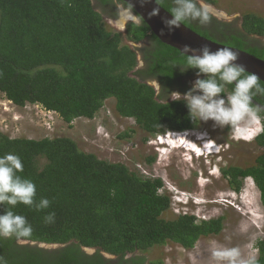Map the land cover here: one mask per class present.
Returning <instances> with one entry per match:
<instances>
[{"label": "trees", "instance_id": "16d2710c", "mask_svg": "<svg viewBox=\"0 0 264 264\" xmlns=\"http://www.w3.org/2000/svg\"><path fill=\"white\" fill-rule=\"evenodd\" d=\"M157 1L171 12L173 0ZM206 2L214 5L217 0ZM119 6L129 8L122 0H0V93L17 106L34 104L55 112L69 126L78 118L94 119L113 98L117 113L134 119L148 134L145 141L167 131L198 129L200 121L189 118L183 100L169 98L176 87L181 93L191 88L187 79L197 70L182 71L188 55L163 43L142 19L127 22L123 31L109 27L106 17L116 19ZM209 21L213 30L198 21L184 24L264 59V43L260 47L247 40L264 36V17L245 13L240 28L212 16ZM154 79L159 90L149 83ZM231 90L226 87L225 94ZM254 99L264 106V96ZM259 115L263 127L255 142L264 147L262 109ZM133 132L119 137L130 138ZM6 153L21 158L24 170L19 175L35 183L36 199L50 201L40 211L23 204L12 209L33 228L24 240L61 244L47 249L15 237L0 238V257L6 264H167L148 262L144 254L169 242L192 249L201 237L224 229L223 216L200 220L182 213L165 218L173 201L162 190L161 177L100 159L70 137L34 139L0 132V156ZM221 171L237 193L243 180L252 178L264 206V152L251 166L231 165ZM7 207L0 205V214ZM48 213L55 214L54 222L45 223ZM84 247L96 252L87 253ZM257 248L255 262L264 264V238Z\"/></svg>", "mask_w": 264, "mask_h": 264}, {"label": "rangeland", "instance_id": "374dc122", "mask_svg": "<svg viewBox=\"0 0 264 264\" xmlns=\"http://www.w3.org/2000/svg\"><path fill=\"white\" fill-rule=\"evenodd\" d=\"M210 5L219 19L239 27L245 13L264 17V0H217ZM122 8L125 9L119 6L116 19L106 17L107 25L120 31L125 29L119 22ZM258 38L264 43V36ZM144 43H132V47L139 48ZM261 128L259 120L248 136L240 137L227 128L213 127V122L208 121L200 122L195 131L167 133L145 141L148 134L134 119L117 113L113 98L106 100L94 119L78 118L69 126L55 112L34 104L17 106L0 93V132L34 139L70 137L83 151L94 153L100 159L124 163L145 176L161 177L165 183L162 190L173 201L164 213L167 219L182 213L194 214L200 220L224 217V229L220 234L201 237L192 249L174 242L153 247L144 254L148 262L217 264L212 259V251L233 247L239 248L244 260L258 257L257 241L264 238L260 190L249 177L243 180L241 191L235 192L221 169L231 165L248 167L255 163L257 156L264 152V147L255 142ZM129 130L134 131L130 138L119 137ZM151 158H154L152 163L148 160Z\"/></svg>", "mask_w": 264, "mask_h": 264}, {"label": "clouds", "instance_id": "9594fccd", "mask_svg": "<svg viewBox=\"0 0 264 264\" xmlns=\"http://www.w3.org/2000/svg\"><path fill=\"white\" fill-rule=\"evenodd\" d=\"M173 5L171 18L163 21L169 31L188 21L206 24L215 11L206 0H173ZM158 11L153 9L150 15H157ZM185 51L192 54H188L187 66L182 70H197V79L186 93L173 92L171 98L183 100L193 122L212 121L213 127L227 128L240 137L248 136L259 120L263 127L260 108L254 105V97L264 96V85L256 74H247L244 66L236 63L238 56L233 50L218 48L213 51L205 44L195 49L185 45ZM228 86H232V90L225 94ZM195 130L167 131L165 134ZM23 170L24 165L18 155L6 153L0 156V205L8 206L0 214V238L15 237L20 243L32 236L33 228L26 217L16 214L12 209L18 204L34 207L37 211L50 207L47 198L36 199V185L19 175ZM54 219V213L44 217L45 223H52ZM211 255L217 264H256L254 258L242 259L239 248L235 247L217 248ZM0 264H6L3 257H0Z\"/></svg>", "mask_w": 264, "mask_h": 264}, {"label": "water", "instance_id": "95a60500", "mask_svg": "<svg viewBox=\"0 0 264 264\" xmlns=\"http://www.w3.org/2000/svg\"><path fill=\"white\" fill-rule=\"evenodd\" d=\"M122 1L128 4L129 8H122V19L119 21L121 25L126 26L127 22L129 21H135L139 23L140 19H142L149 26L153 34L156 35L163 43L178 49L180 52L186 55L192 53L185 51V45H190L195 49L207 44L213 51L217 50L218 48H229L233 50L238 56L236 63L243 65L247 73L256 74L258 78L264 82V59L248 52L247 50L224 44L220 41L204 36L184 23L179 28L169 31L165 27L163 21L165 19L171 18V12L163 7L157 0ZM153 9H159L157 15H150ZM149 83H153L155 86H157V84L154 82L149 81ZM254 104L258 105L259 108L264 111V106L255 99ZM22 243L38 245L39 247L47 249L61 246V244H48L29 240H24ZM84 250L88 253L89 251L92 253L96 252L95 248L84 247ZM105 256L112 258V256L109 254H105Z\"/></svg>", "mask_w": 264, "mask_h": 264}, {"label": "flooded vegetation", "instance_id": "af4514ba", "mask_svg": "<svg viewBox=\"0 0 264 264\" xmlns=\"http://www.w3.org/2000/svg\"><path fill=\"white\" fill-rule=\"evenodd\" d=\"M173 3V2H172ZM174 6V5H173ZM172 6V7H173ZM216 21H219V22H225V21H222L221 19H219V17L218 16H216V15H214V14H212L211 15ZM195 23V22H194ZM229 23V22H228ZM200 24V23H199ZM233 25V27H236V28H240L237 24H232ZM203 26L204 27H207L208 29H214V25L212 24V22L211 21H208L206 24H203ZM247 40H250L251 42H254L256 45H258V46H260V47H262V45H263V42H261L260 40H259V38L258 37H256V36H250V37H248V39ZM132 46H133V44H132ZM142 63V62H141ZM140 64V63H139ZM142 65H140V67H141ZM181 71V70H180ZM183 71V70H182ZM196 80L197 79V76H194V77H190V78H188L187 79V82H188V84L190 85V87H192V84H193V80ZM185 81V80H184ZM183 81V82H184ZM151 82H154L155 84H157V86H155L156 87V89L157 90H159V88H160V83H159V81L158 80H156V79H154V80H151ZM173 92H178V93H181L180 92V89L179 88H175L171 93H173ZM171 93L169 94V98H171ZM186 93V92H185ZM181 94H183V93H181Z\"/></svg>", "mask_w": 264, "mask_h": 264}, {"label": "bare ground", "instance_id": "6f19581e", "mask_svg": "<svg viewBox=\"0 0 264 264\" xmlns=\"http://www.w3.org/2000/svg\"><path fill=\"white\" fill-rule=\"evenodd\" d=\"M256 186V185H255ZM258 188V187H257ZM262 204V203H261Z\"/></svg>", "mask_w": 264, "mask_h": 264}]
</instances>
